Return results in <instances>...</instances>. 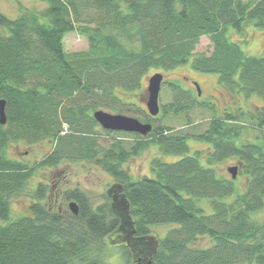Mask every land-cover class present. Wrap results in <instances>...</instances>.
Returning <instances> with one entry per match:
<instances>
[{
	"label": "trees",
	"instance_id": "16d2710c",
	"mask_svg": "<svg viewBox=\"0 0 264 264\" xmlns=\"http://www.w3.org/2000/svg\"><path fill=\"white\" fill-rule=\"evenodd\" d=\"M40 1L46 4L42 11L20 9L14 19L0 11V28L9 34L0 35V100L7 114V124H0V264H105L106 240L128 219L135 241L151 236L154 226L176 225L150 253L139 252L146 262L264 264V223L253 218L264 208V144L237 142L245 129L238 126L243 113L215 116L198 135L174 134L162 124L147 136L116 132L135 139H115L108 147L99 143L93 117L97 110L134 106L123 102L119 89L140 90L150 70H173L193 56L194 70L217 74L233 94L264 99V55L249 56L228 38L229 29L242 37L248 27L264 30V0ZM75 31L88 38L89 47L69 55L64 38ZM204 36L212 51L197 54ZM170 85L174 100L162 106L163 117L192 105L190 91ZM250 118L263 128L264 106ZM190 137L212 146L208 165L201 163V152L188 155ZM45 140L54 147L33 166L6 156L13 143ZM149 145L182 158L174 163L154 158L153 174L134 180L123 164ZM231 157L247 178L242 191L214 168ZM83 160L95 161L120 185L128 215L108 201L94 208L80 189L65 193L79 206L74 215L49 202L48 185L39 182L30 215L12 217L11 200L37 169ZM203 237L208 247L197 246ZM132 246H121L128 264Z\"/></svg>",
	"mask_w": 264,
	"mask_h": 264
},
{
	"label": "rangeland",
	"instance_id": "374dc122",
	"mask_svg": "<svg viewBox=\"0 0 264 264\" xmlns=\"http://www.w3.org/2000/svg\"><path fill=\"white\" fill-rule=\"evenodd\" d=\"M248 1V0H245ZM46 4L40 0H0V11L9 18H16L20 9H30L42 11ZM0 35H9L6 29L0 28ZM228 38L233 42H240L243 51L249 56L264 55V30L255 27H248L245 35L229 29ZM243 39V40H242ZM64 46L67 54L72 55L78 52L88 50V38L78 31L68 33L64 38ZM212 44L209 37L201 38L196 48L197 54H209L212 51ZM194 56L190 58L187 64L177 67L173 70H150L143 77L142 87L140 90L128 93L123 89L118 90V94L123 102H134V106L121 105V111H111L101 109L112 114H123L138 118L142 122L149 119L153 125L162 124L171 128L174 134L198 135L205 132L211 119L215 116H222L225 112H232L235 115L243 113L238 126L244 125L242 135L237 142H255L264 144V126L258 128L257 121L250 118V114L264 106V99L258 96L246 98L243 93L233 94L227 88L219 83V76L213 73H202L192 68ZM155 73L164 75V82L160 91V105L170 103L174 100V88L170 85L177 86L179 89L190 91L193 100L189 110L179 113L178 115L170 114L163 117L162 111L157 117L152 119L148 114L145 102L147 101V87L149 78ZM99 135L101 146L108 147L115 139L131 142L134 136L125 134H116V132L107 133L100 125L96 128ZM258 137V138H257ZM190 156H195L196 152H201L200 160L203 165H208V158L212 153V146L204 141L194 137L187 139ZM54 144L45 140L35 144H28L19 141L11 144L6 150V156L10 160L22 164L33 166L40 162L53 149ZM154 158H161L165 163H174L179 161L182 156L164 155L161 153L158 145H149L140 154L131 157L123 168L126 169L134 180L141 179L144 176L153 174L151 163ZM238 166L236 179L232 178L228 171L230 167ZM217 174L226 179H233L239 191H242L247 185V178L242 173V165L237 158H227L219 163L214 164ZM39 182L48 185V201L55 202L56 207H65L69 209L71 200H67L65 193L70 190L80 189L90 200L91 205L95 208L100 204L108 201L115 205L121 215H128V203L120 193V185L115 179L107 173L95 161H65L56 168L36 170L30 181L25 186L24 191L11 200L12 217H21L30 215V204L32 203V194ZM207 210L211 205L204 203ZM71 212V211H70ZM255 221L264 223V208L255 213ZM175 224L157 225L152 227L151 236L135 241L131 237V220L128 219L121 226L119 231L107 239L106 263L105 264H128L121 252V246L132 243L133 257L130 264H142L139 261L141 256L139 252L142 249L151 252L160 238H164L167 232L175 228ZM210 241L207 237L201 238L197 242L198 247H208ZM146 253V254H148ZM148 262H145L147 264Z\"/></svg>",
	"mask_w": 264,
	"mask_h": 264
},
{
	"label": "water",
	"instance_id": "95a60500",
	"mask_svg": "<svg viewBox=\"0 0 264 264\" xmlns=\"http://www.w3.org/2000/svg\"><path fill=\"white\" fill-rule=\"evenodd\" d=\"M164 82V75L162 73H155L148 80L147 87V101L145 102L148 114L151 117L159 115L161 106L159 103L160 91ZM93 117L95 121L107 131L113 132H126L135 133L141 136H147L153 130V124L150 122H142L138 118L123 115V114H112L104 110H97L94 112ZM0 124H7L6 114V101L0 100ZM238 166H233L228 169L231 173L232 178L236 179L238 173ZM69 209L72 214H79V206L77 202L71 201L69 203ZM140 264V263H139ZM148 264H153L151 261Z\"/></svg>",
	"mask_w": 264,
	"mask_h": 264
},
{
	"label": "flooded vegetation",
	"instance_id": "af4514ba",
	"mask_svg": "<svg viewBox=\"0 0 264 264\" xmlns=\"http://www.w3.org/2000/svg\"><path fill=\"white\" fill-rule=\"evenodd\" d=\"M139 261H140L142 264H145V262H146L145 260H143V259H141V258H139ZM148 263H149V262H148ZM148 263H147V264H148Z\"/></svg>",
	"mask_w": 264,
	"mask_h": 264
}]
</instances>
